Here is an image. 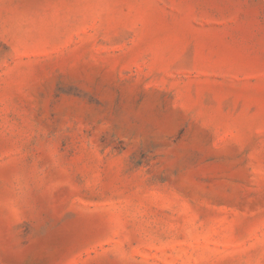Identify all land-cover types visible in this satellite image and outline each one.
<instances>
[{
	"label": "rangeland",
	"instance_id": "rangeland-1",
	"mask_svg": "<svg viewBox=\"0 0 264 264\" xmlns=\"http://www.w3.org/2000/svg\"><path fill=\"white\" fill-rule=\"evenodd\" d=\"M0 264H264V0H0Z\"/></svg>",
	"mask_w": 264,
	"mask_h": 264
}]
</instances>
